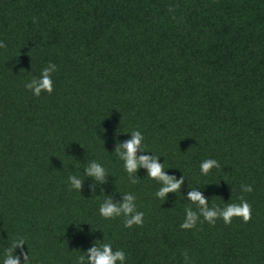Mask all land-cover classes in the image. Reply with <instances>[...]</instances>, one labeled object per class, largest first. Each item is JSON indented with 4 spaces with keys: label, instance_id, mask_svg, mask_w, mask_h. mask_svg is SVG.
Wrapping results in <instances>:
<instances>
[{
    "label": "trees",
    "instance_id": "trees-1",
    "mask_svg": "<svg viewBox=\"0 0 264 264\" xmlns=\"http://www.w3.org/2000/svg\"><path fill=\"white\" fill-rule=\"evenodd\" d=\"M49 62L52 92L34 96ZM134 130L178 192L155 198L143 168L130 182L115 149ZM191 188L209 207L246 201L249 219L181 229ZM123 193L141 225L99 216ZM17 237L30 264L105 242L126 264H264V0H0V251Z\"/></svg>",
    "mask_w": 264,
    "mask_h": 264
},
{
    "label": "clouds",
    "instance_id": "clouds-1",
    "mask_svg": "<svg viewBox=\"0 0 264 264\" xmlns=\"http://www.w3.org/2000/svg\"><path fill=\"white\" fill-rule=\"evenodd\" d=\"M56 71V65L51 62L43 67L40 71L38 79H33L25 84L26 89H30L32 95L39 96L40 93L52 92V79L50 73ZM143 136L140 131H132L130 139L118 145L115 152L123 163V169L127 173L131 183H135L134 173L138 168H143L149 179L155 180L159 187L155 191L154 196L157 199H165L168 193L178 192L183 177L176 179L173 176L166 174L163 163H158L156 155H140L136 153L138 149L147 153L143 147ZM219 167L215 159H204L199 164V172L201 175H207L212 168ZM84 176L92 178L97 182H103L105 176V168L99 163L93 161L84 169ZM82 177H68V183L71 189L78 191L81 187ZM243 191H251L250 186H242ZM187 201L194 203L198 211H193L191 207L184 209V220L180 224L181 229H190L195 226L199 217L208 223H214L219 217L225 224L229 223L233 217H240L244 221L249 219L250 208L246 201L241 200L239 204L226 203L223 208L209 207L204 196L200 191L191 188L187 192ZM136 197L131 193H123L122 199L117 203H111L105 200L99 204L98 214L102 218L108 219L112 217L123 216L124 227L130 228L133 225H141L144 213L137 211L135 203ZM25 246V240L22 237H17L11 241L9 247L0 251V264H30L28 252L22 251L19 256L14 255V250ZM185 261L188 260L187 254H184ZM76 264H126L125 253L122 250H113L110 243L98 244L87 249L85 255L77 257Z\"/></svg>",
    "mask_w": 264,
    "mask_h": 264
}]
</instances>
